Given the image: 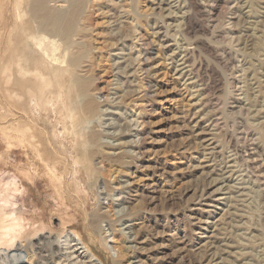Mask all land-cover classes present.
Here are the masks:
<instances>
[{"label": "rangeland", "instance_id": "rangeland-1", "mask_svg": "<svg viewBox=\"0 0 264 264\" xmlns=\"http://www.w3.org/2000/svg\"><path fill=\"white\" fill-rule=\"evenodd\" d=\"M19 1L5 0V19L27 17ZM81 1L73 34L45 35L61 55L71 37L89 35L93 73L102 75L99 115L83 127L101 132L102 146L87 162L93 172L74 161L76 135L59 137L57 170L31 167L24 153H13L3 99L0 199L17 175L16 209L27 226L43 223L54 248L77 231L104 264H264V0H198L202 9L194 14L208 27L191 36L183 31L189 0ZM134 15L136 39L129 36ZM26 27L40 31L36 21ZM195 40L185 67L184 50ZM140 48L151 58L135 75L131 61ZM194 63L205 70H191ZM36 115L44 125L45 116ZM35 130L44 141V129ZM51 150H44L47 160ZM31 160L39 163L38 155ZM100 210H109L102 225L122 247L119 263L96 229ZM61 246L65 256L75 251L81 262L73 264H93L83 262V249Z\"/></svg>", "mask_w": 264, "mask_h": 264}, {"label": "bare ground", "instance_id": "bare-ground-1", "mask_svg": "<svg viewBox=\"0 0 264 264\" xmlns=\"http://www.w3.org/2000/svg\"><path fill=\"white\" fill-rule=\"evenodd\" d=\"M53 2L56 4L64 3L53 6ZM4 3L5 0H0V105L3 104V99L10 103L9 111L6 113L10 118L9 136L13 146L12 152L17 153L20 151L24 153L31 167L34 164L37 166L44 165L48 169L56 168L57 170V167L52 165V161L56 164L62 160L61 155L57 153L58 144H60L59 137L62 135H76L75 146L77 150L75 152H77L78 157L75 156L76 160L74 159V161L85 164L87 172L91 174L93 169L89 165L90 163L87 162L91 161V156L97 153V148L101 145V132L97 129H91L86 134L83 127L99 115L100 101L96 94H98L97 89L99 88L98 79L102 75L93 73V52L88 41L89 35L84 34V36L82 33L83 36L79 35L80 38L78 39H74V36L71 37L66 52L62 55L58 53L59 48L57 46H51L53 40L50 39V43L47 41L50 36L48 38L45 35V33L51 36L73 34L77 27L79 14L82 12L83 2L81 0H20L19 4L25 3L27 5V17L21 15V18L20 15H16L11 20L10 18H6V20L3 16L5 12L3 8L6 6ZM59 6L66 7L60 8ZM17 7H13V11L17 10L18 12ZM189 7L190 10L184 18V33L191 36V34L206 31L208 26L198 20L194 14V10L202 9L200 2L189 0ZM17 12L16 14L20 13ZM20 19H22V22H19ZM30 21L37 22L39 32L27 31L26 25ZM135 21L137 20L134 15L131 20V28H129V36L134 39L139 37V27L137 22L134 24ZM9 27L11 31H9L10 33L7 32L9 36L5 37L7 39L5 41L4 35L7 34H5V30ZM196 39L203 41L199 36H196ZM197 40L190 42L191 46L185 48L183 65L189 62L192 55L196 53L197 49H194L196 45H192L196 44ZM134 44L132 39V48L137 47ZM144 54V50L140 48L137 50V55L132 57L131 69L135 75L139 71L146 70L143 64L146 62L145 59L151 57ZM145 56L147 57L145 58ZM204 64L194 63L191 70L204 71ZM138 85L133 89L135 94H138L140 89L144 87L141 82ZM36 111L41 116H45L44 125L39 121ZM51 114H55V122L51 120ZM142 114L140 111L138 121L144 124L146 119ZM38 125L44 129L42 132L46 133L44 141L38 138L35 130ZM59 125H61L64 132L59 130ZM61 144L64 145V143ZM84 144L86 147H84ZM47 145L49 146L47 147ZM49 147H52L53 155H49L47 160L44 150ZM32 153L38 155L39 163L31 160ZM67 170L64 172H67ZM17 178L16 175L5 186V195L3 193V197L0 199V264H27V262L30 264H73L74 261L76 262L78 257H74L76 254L73 252L75 251L66 256L59 253L63 250L61 243L66 246L70 245V248L76 250L83 249L81 253H84V257L88 259L83 262L92 261L93 264H104L97 254L78 236L77 231L62 236V242H60L61 237L60 239L56 237L57 240L59 239V245L54 248L49 237L43 234L45 228L43 223L27 226L22 215H20V211L16 209L17 195L22 187V183ZM55 179L59 183L62 180V178L56 177ZM101 210V214H98L97 219H95L98 226L97 228L95 225L96 229L101 231L103 235L102 244L110 252H115L116 261L119 263V260L124 256V252L121 250L122 247L111 244L116 242L115 233L112 231L109 234L111 232L109 228H104L102 225V222L107 220L109 210ZM40 234L43 235L39 238L38 247L36 248L33 240Z\"/></svg>", "mask_w": 264, "mask_h": 264}]
</instances>
